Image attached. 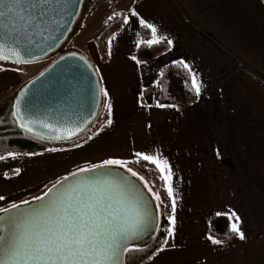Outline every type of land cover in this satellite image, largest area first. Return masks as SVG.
I'll use <instances>...</instances> for the list:
<instances>
[{
	"label": "crops",
	"instance_id": "obj_1",
	"mask_svg": "<svg viewBox=\"0 0 264 264\" xmlns=\"http://www.w3.org/2000/svg\"><path fill=\"white\" fill-rule=\"evenodd\" d=\"M132 10L157 27L160 42L172 41L169 52L150 62L133 59L143 39ZM123 14L131 22L111 37L104 62L112 68L106 103L103 96L108 119L89 140L66 149L63 165L80 171L159 152L174 173L175 236L143 264H264V0H134ZM181 61L202 82L198 101L186 110L156 107L162 69ZM21 66L0 67V103L9 104L30 80ZM148 86L153 105L142 102ZM31 156L0 160V208L34 199L36 173L8 174L30 167ZM229 208L246 239L213 245L212 227L234 222L216 215Z\"/></svg>",
	"mask_w": 264,
	"mask_h": 264
},
{
	"label": "snow or ice",
	"instance_id": "obj_2",
	"mask_svg": "<svg viewBox=\"0 0 264 264\" xmlns=\"http://www.w3.org/2000/svg\"><path fill=\"white\" fill-rule=\"evenodd\" d=\"M67 6L68 0H0V60L28 63L24 55L28 42L37 34L43 35L49 20L59 23L56 14L60 10H66ZM130 16L137 17L140 26L151 32V39L138 43L151 47L160 42L161 37L154 24L140 18L136 10H132ZM130 22L129 17H123L124 24ZM167 42L172 43L171 40ZM108 43L111 55L112 41L109 40ZM180 63L190 73L191 90L199 97L202 82L189 65L182 61ZM103 94L108 95L106 90ZM20 96L21 99L16 101L17 116L20 126L31 133L33 128L30 125L34 122L25 123L20 114L25 93L21 92ZM156 107L176 108L175 105L162 104H157ZM108 123L111 124L112 121L109 120ZM40 126L63 136L61 130L51 124L41 121ZM47 151L56 152L58 149L50 148ZM9 155L12 159H17V154ZM135 156L154 165L160 174L167 197L171 201V213L166 218L170 227L165 231L174 238L177 204L172 166L159 152H136ZM217 156L219 157V153ZM0 160H6V157L0 156ZM128 163L123 159H108L92 168H81L79 172L71 173L70 177L57 181L42 196L0 208V264H126L128 253L143 251L133 247V241L150 229L158 231V228H154L158 217L154 216L149 203L134 184L126 177L113 175L112 169L119 167L126 169L131 176L143 180V177L128 167ZM14 171L19 175L21 169L17 167ZM4 176L7 178V173ZM145 187L157 202L156 208L160 209L161 196L152 191L146 182ZM4 199L0 196V201ZM216 215L227 216L234 221L231 224L232 233L241 241L246 239L237 212L229 208ZM207 239L213 245H222V241L211 236ZM164 250L160 248L156 255Z\"/></svg>",
	"mask_w": 264,
	"mask_h": 264
},
{
	"label": "water",
	"instance_id": "obj_3",
	"mask_svg": "<svg viewBox=\"0 0 264 264\" xmlns=\"http://www.w3.org/2000/svg\"><path fill=\"white\" fill-rule=\"evenodd\" d=\"M83 2L84 0H68L67 9L56 14L59 23L49 20L43 35L37 34L28 42L27 52L24 53L28 63L15 64H32L52 58L67 43L68 35L79 18ZM21 92H24L25 96L20 114L25 123L34 122L30 125L33 128L31 133L20 126V119L17 116L16 101L21 99ZM103 93L101 79L93 62L84 54L69 50L58 54L40 74L25 82L10 101L7 112L10 113L11 123L17 126L15 128L17 132L54 144H68L81 139L97 124L103 110ZM41 121L59 128L63 136L49 128L41 127ZM2 125L1 119L0 126ZM112 173L116 177H126L143 194L154 216L158 217L154 228H159L157 202L143 182L131 176L124 168L115 167ZM156 232L150 229L133 241V247L139 249L146 247Z\"/></svg>",
	"mask_w": 264,
	"mask_h": 264
},
{
	"label": "trees",
	"instance_id": "obj_4",
	"mask_svg": "<svg viewBox=\"0 0 264 264\" xmlns=\"http://www.w3.org/2000/svg\"><path fill=\"white\" fill-rule=\"evenodd\" d=\"M122 15H115L111 18L109 26L102 32L97 41V51L103 62H108L109 56V40L111 37L121 30L124 26ZM141 37L143 41H147L151 37V32L147 28L141 27ZM71 50V49H70ZM170 44L168 42L162 41L158 44H154L148 47L147 44H140L138 50L133 53V56L140 62H150L156 59L158 56L169 52ZM69 51L65 46L61 47L59 51L52 56L56 57L58 54L65 53ZM15 63L0 60V67L2 68H13ZM160 95L157 100V104L162 105H175L176 109L186 110L198 101V98L194 91L191 90V75L183 67L180 62L171 64L161 71V76L159 80ZM142 102L144 105H153V89L151 86L143 89L142 92ZM9 106V104H7ZM6 105V106H7ZM7 106V109H8ZM108 119L107 113L101 111L98 122H105ZM97 122V123H98ZM95 127V126H94ZM93 127V128H94ZM91 131L83 136L78 141H74L68 144H54L33 137L27 136L23 133L17 131H4L0 129V156H7L10 153L29 155L32 153H41L47 151L50 148H69L75 147L89 140L95 133ZM134 159L129 161L128 167L137 170L142 177L149 181L151 188L154 192L161 196V206L159 209V230L156 232L154 237L148 242L146 247L142 248L143 251H132L127 254L126 264H143L151 257H153L160 248L165 244L168 235L166 234V229L170 227L167 222V216L171 213V201L167 197L165 191V185L160 177L158 170L154 165L148 163L147 161ZM8 174H16L14 170H10ZM167 205V207H165ZM220 217H215L212 219L213 223ZM212 234L215 239L221 241L231 240L236 237L231 231V226L229 224L216 229L212 227Z\"/></svg>",
	"mask_w": 264,
	"mask_h": 264
},
{
	"label": "rangeland",
	"instance_id": "obj_5",
	"mask_svg": "<svg viewBox=\"0 0 264 264\" xmlns=\"http://www.w3.org/2000/svg\"><path fill=\"white\" fill-rule=\"evenodd\" d=\"M119 1L120 0H84L79 18L73 30L68 35L67 43L63 45L68 50H76L84 54L93 63L96 61V64H94L99 73L103 91L106 90L108 93L107 96L104 95V102L112 92L109 80L112 76V68L109 64L106 65L104 62L100 61V59L98 60L97 57L99 53L97 51V41L102 32L109 26L110 17L113 18L115 15H122L125 10L134 6V0H122L121 3H117ZM51 61L52 59H47L37 63L23 64L21 69L24 68L25 73L29 75L31 79L40 74ZM7 106L5 102L3 103L1 101L0 116L4 114ZM100 124L101 121L95 125L92 132L98 129ZM66 149L67 148H59L56 152L44 151L36 153L34 156L30 157V159L36 160V162H33L30 167H21L22 176H25V173L30 169L32 172L36 173L37 179L39 180L38 190L32 191V196L34 198L44 195L48 188H51L57 181L62 180L71 173L77 172L74 171V167L69 168L63 165L64 161L68 159L67 152H65ZM131 169L137 172L138 176L142 177L137 170ZM140 181H142L144 185L146 182L148 186L151 187L149 181L145 178Z\"/></svg>",
	"mask_w": 264,
	"mask_h": 264
},
{
	"label": "flooded vegetation",
	"instance_id": "obj_6",
	"mask_svg": "<svg viewBox=\"0 0 264 264\" xmlns=\"http://www.w3.org/2000/svg\"><path fill=\"white\" fill-rule=\"evenodd\" d=\"M2 119V123L3 125L0 126V129H3L4 131H16L15 128L17 126H15L14 124L11 123L10 120V113L7 112V109H5L4 114L0 116V120Z\"/></svg>",
	"mask_w": 264,
	"mask_h": 264
}]
</instances>
